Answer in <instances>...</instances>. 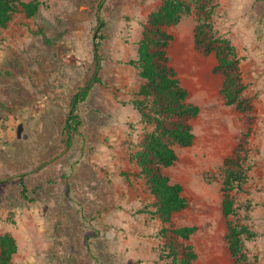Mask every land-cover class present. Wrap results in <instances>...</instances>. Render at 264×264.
<instances>
[{
  "label": "rangeland",
  "instance_id": "1",
  "mask_svg": "<svg viewBox=\"0 0 264 264\" xmlns=\"http://www.w3.org/2000/svg\"><path fill=\"white\" fill-rule=\"evenodd\" d=\"M31 1L41 3L35 17L19 10L0 30V234L16 242L11 264H169L160 253L168 241L191 246L194 264H236L229 222L255 234L244 252L264 264V0H212L214 30L240 57L244 113L225 104L214 54L194 47L196 13L167 28L169 63L199 111L192 145L174 146L177 160L162 170L186 200L165 226L131 157L153 128L129 103L141 80L128 65L162 0H22ZM98 19L100 82L79 105L67 147L62 127L71 95L93 75ZM234 153L246 179L225 219L222 163ZM181 227L195 231L187 240L161 233Z\"/></svg>",
  "mask_w": 264,
  "mask_h": 264
},
{
  "label": "trees",
  "instance_id": "2",
  "mask_svg": "<svg viewBox=\"0 0 264 264\" xmlns=\"http://www.w3.org/2000/svg\"><path fill=\"white\" fill-rule=\"evenodd\" d=\"M40 7L41 3L37 1L24 3L22 0H0V30L7 26L17 11L21 10L27 18H33ZM192 12L197 16L193 34L194 47L204 55L214 54L216 64L212 71L222 77L220 93L225 104L234 106L240 113L250 110L248 100L243 98L245 85L239 68L240 57L231 41L214 30L212 0H162L159 7L148 15L141 38L136 44L135 58L128 65L136 70L141 80L136 97L129 103L138 113L140 121L153 128L135 146L136 151L131 157L140 169V175L153 198L152 215L164 226L170 224L174 214L186 208V200L182 196L181 186L171 183L162 170L176 162L174 146L186 148L192 145L193 134L189 122L199 111L198 107L187 101L188 93L180 85L176 72L169 63L167 48L172 36L167 28L178 24ZM97 23V34L93 36V75L71 95L62 127L67 147L80 127L77 114L79 105L87 100L93 85L100 82L98 52L104 36L103 24L99 19ZM42 41L46 46H53L56 39L42 35ZM243 167L240 157L235 153L231 158L223 160L221 212L225 219L235 214V199L231 193L241 190L246 179ZM194 231V227H181L162 229L161 233L169 232L174 238L187 240ZM254 237L255 234L245 226L233 222L227 224V249L236 264H250L243 242ZM16 250L14 238L7 233L0 234V264H11ZM160 253H163L162 258L169 260V264H194L196 259L191 246L175 245L171 241L166 242Z\"/></svg>",
  "mask_w": 264,
  "mask_h": 264
}]
</instances>
